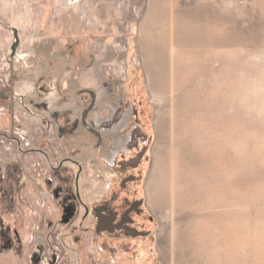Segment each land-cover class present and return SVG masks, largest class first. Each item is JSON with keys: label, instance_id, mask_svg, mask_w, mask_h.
Segmentation results:
<instances>
[{"label": "rangeland", "instance_id": "obj_1", "mask_svg": "<svg viewBox=\"0 0 264 264\" xmlns=\"http://www.w3.org/2000/svg\"><path fill=\"white\" fill-rule=\"evenodd\" d=\"M28 4L0 14V264H264V0Z\"/></svg>", "mask_w": 264, "mask_h": 264}, {"label": "flooded vegetation", "instance_id": "obj_2", "mask_svg": "<svg viewBox=\"0 0 264 264\" xmlns=\"http://www.w3.org/2000/svg\"><path fill=\"white\" fill-rule=\"evenodd\" d=\"M26 68H27V66H26ZM31 72L33 75L34 71H31ZM40 77H41V79H43L42 78L43 76H40ZM44 78H45V75H44ZM119 121H120L119 116H116L111 121L102 122L100 124V128L101 129H109L112 126H114V124H117V123L119 124ZM86 129L88 131L95 132V129L91 128L88 125L86 126ZM131 138L133 141L132 140L129 141V143H128L129 148L126 149V152H125V147L121 146L120 143H119V145L116 144L115 148H113L114 157L115 158L118 157L115 160V162H117L118 167H120L121 169H129V168L137 167L140 163V160H141L144 152H145V148H141L140 144L138 143L139 138H138V135L136 134L135 131L133 132ZM134 146H136V151L134 154L130 155L128 152L130 151V149L131 150L135 149ZM67 160L71 161L73 163H76V161L73 159L69 158ZM76 195L78 198V193ZM140 206H141L140 202H132L129 204V206L125 210H123L122 212H119V210L110 207L109 203L103 204L100 207V209L94 215V225H93L94 231L97 232L96 230H97V228H99L100 229L99 232L105 231V232L112 234V233H115L117 231H124L125 229L127 230L129 228V226L132 225V222H133V219L131 218V214L133 212H139ZM84 213H85V216L87 217L91 213V209L89 207L85 206ZM99 232H97V233H99Z\"/></svg>", "mask_w": 264, "mask_h": 264}, {"label": "crops", "instance_id": "obj_3", "mask_svg": "<svg viewBox=\"0 0 264 264\" xmlns=\"http://www.w3.org/2000/svg\"><path fill=\"white\" fill-rule=\"evenodd\" d=\"M31 5L28 4V0H0V14H12L30 12ZM43 11L42 5L35 6V12Z\"/></svg>", "mask_w": 264, "mask_h": 264}, {"label": "water", "instance_id": "obj_4", "mask_svg": "<svg viewBox=\"0 0 264 264\" xmlns=\"http://www.w3.org/2000/svg\"><path fill=\"white\" fill-rule=\"evenodd\" d=\"M17 45H18V39L16 38V40L14 41V43L12 44V46H11V51H12V54H15V50H16V47H17ZM99 228H97V232H99Z\"/></svg>", "mask_w": 264, "mask_h": 264}]
</instances>
